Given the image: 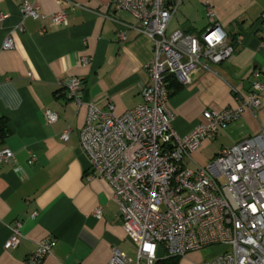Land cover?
Instances as JSON below:
<instances>
[{
    "label": "crops",
    "instance_id": "1",
    "mask_svg": "<svg viewBox=\"0 0 264 264\" xmlns=\"http://www.w3.org/2000/svg\"><path fill=\"white\" fill-rule=\"evenodd\" d=\"M22 1L0 0V149L14 154V162L0 165V264H23L47 237L56 245L41 264H107L114 248L134 259L135 247L122 226L111 186L102 178H87L90 165L79 130L90 105L108 111L110 103L120 115L141 103L152 43L134 28L129 12L115 13L112 0H27L38 8L37 18L23 17ZM208 5L234 52L224 62L197 70L191 83L169 94L167 108L179 136L189 133L205 110L240 104L254 71L264 80V0H182L166 32L199 35L207 26ZM60 10L66 24L52 21ZM8 36L14 46L5 50ZM74 77L82 82L80 106L63 88ZM46 110L57 113L55 123H47ZM67 128L69 137L62 141ZM260 131L264 92L256 110L245 109L185 161L191 168L203 166L222 148ZM16 223L20 243L5 249Z\"/></svg>",
    "mask_w": 264,
    "mask_h": 264
},
{
    "label": "built area",
    "instance_id": "2",
    "mask_svg": "<svg viewBox=\"0 0 264 264\" xmlns=\"http://www.w3.org/2000/svg\"><path fill=\"white\" fill-rule=\"evenodd\" d=\"M181 1L112 0L115 13L127 11L134 17V28L149 38L153 55L147 66L149 83L140 89L141 103L120 115L110 103L108 111L90 105L79 130L80 147L90 165L87 178H102L111 186L122 226L136 251L133 259L114 248L107 264H157L219 246L223 250L203 264H264V131L222 148L203 166L191 168L184 162L220 127L238 119L245 109L259 107L264 80L254 71L251 89L240 104L205 110L202 120L179 136L167 108V76L188 85L194 72L224 62L234 52L211 5L206 7L202 33L168 34V23ZM20 11L23 17L39 16L38 8L27 0ZM52 21L66 24L64 11L54 13ZM13 46V38L6 37L2 49ZM87 62L81 59L83 65ZM63 88L77 106L82 104L79 78L67 79ZM44 114L49 124L58 119L51 110ZM69 133L65 129L60 139L66 141ZM11 162L13 152L1 148L0 165ZM20 239L16 223L4 248H15ZM55 245L50 237L39 240L23 264H41Z\"/></svg>",
    "mask_w": 264,
    "mask_h": 264
},
{
    "label": "rangeland",
    "instance_id": "3",
    "mask_svg": "<svg viewBox=\"0 0 264 264\" xmlns=\"http://www.w3.org/2000/svg\"><path fill=\"white\" fill-rule=\"evenodd\" d=\"M184 162L186 163L187 161L184 160ZM222 250H223V247H220V246L219 247H205L196 252H193V253H196L194 255L196 256L195 258H192V259L189 258L187 254L186 256L181 257L179 259L185 260L184 264H203L204 261L209 260L210 258L215 256Z\"/></svg>",
    "mask_w": 264,
    "mask_h": 264
},
{
    "label": "trees",
    "instance_id": "4",
    "mask_svg": "<svg viewBox=\"0 0 264 264\" xmlns=\"http://www.w3.org/2000/svg\"><path fill=\"white\" fill-rule=\"evenodd\" d=\"M167 88H168L169 94H171L179 90L181 88V85L177 82L174 76L169 75L167 76ZM178 259H179L178 257H168V258L158 261L157 264H160V262L164 264L165 263L166 264H177Z\"/></svg>",
    "mask_w": 264,
    "mask_h": 264
}]
</instances>
